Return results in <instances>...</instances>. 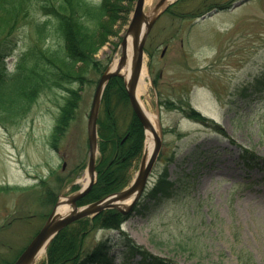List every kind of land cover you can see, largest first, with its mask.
Here are the masks:
<instances>
[{
	"label": "rangeland",
	"instance_id": "rangeland-1",
	"mask_svg": "<svg viewBox=\"0 0 264 264\" xmlns=\"http://www.w3.org/2000/svg\"><path fill=\"white\" fill-rule=\"evenodd\" d=\"M158 1L145 2L144 11H153ZM240 1L176 4L155 18L144 45L149 98L143 99L164 130V153L147 191L167 170L171 180L187 177L193 193L152 201L144 196L122 230L151 254L178 264H238L237 254L246 252L255 264H264V91L252 87L264 72V0L230 6ZM224 5L229 8L214 13ZM208 12L213 15L202 20ZM131 15L122 16L114 26L118 33L96 55L107 69L121 54ZM35 17L43 18L41 13ZM15 39L16 49L7 60L10 71L20 66L18 57L36 40L32 25L20 27ZM59 41L51 24L48 43ZM87 77L82 86L71 84L82 88V100L57 145L51 135L66 96L63 88L41 93L19 124H0V187L10 188L0 191L4 262L18 256L51 213L55 202L46 194L48 186L58 199L84 186L87 119L100 75L91 71ZM191 109L210 120L191 118ZM131 114L130 106L116 111L119 128ZM244 151L258 157L260 167L246 173ZM111 235L118 231H98L88 244ZM46 263L47 256L37 264ZM116 264L126 263L119 257Z\"/></svg>",
	"mask_w": 264,
	"mask_h": 264
},
{
	"label": "trees",
	"instance_id": "trees-1",
	"mask_svg": "<svg viewBox=\"0 0 264 264\" xmlns=\"http://www.w3.org/2000/svg\"><path fill=\"white\" fill-rule=\"evenodd\" d=\"M134 4L135 0H0V124H19L42 92L63 88L66 96L51 135L52 144L57 145L75 119L82 100V88L71 84L82 86L88 82L91 71L101 75L106 70L107 66L96 55L118 33L114 26L122 16L132 13ZM38 13L42 19H36ZM28 24L32 25L36 40L27 53L18 57L20 66L9 72L7 59L16 49L15 33ZM51 24L59 35L57 44L48 43ZM252 87L256 92L264 91V73ZM127 104L124 80L112 78L104 92L103 116L99 118L97 183L79 205L100 200L125 187L134 163L142 155L145 137L140 121L132 113L128 123L119 128L115 117L116 111ZM189 115L207 121L194 109ZM242 159L249 170L260 167V159L249 151H244ZM261 168L264 170V163ZM3 190L10 188L0 187ZM47 192L56 199L51 193L53 189ZM175 193L191 194V184L185 176L170 181L164 171L147 197L170 198ZM126 219L122 213L108 210L64 228L51 242L46 264H116L117 255L126 264H178L151 254L121 231ZM98 231L119 233L88 244V239ZM18 256L10 262H4L0 256V264H13ZM237 260L238 264H255L247 252L237 254Z\"/></svg>",
	"mask_w": 264,
	"mask_h": 264
},
{
	"label": "water",
	"instance_id": "water-1",
	"mask_svg": "<svg viewBox=\"0 0 264 264\" xmlns=\"http://www.w3.org/2000/svg\"><path fill=\"white\" fill-rule=\"evenodd\" d=\"M168 0H160L154 8L155 14H159L165 7ZM145 0H136L135 9L131 18V22L126 36L122 42V53L118 61V65L113 71H106L100 78L95 90L90 114L87 122V133L89 143V161H88V173L91 176V181L83 187L78 193L69 198L68 203L72 205V211L67 215H61L59 209L63 204L59 201L45 225L31 241L28 247L20 255L14 264H30L34 261L37 254L42 250L45 245H49L54 237L68 225L88 217H93L100 212L107 209H117L123 214H128L136 205L144 188L146 187L148 178L154 167V164L159 156L162 147V129L160 127L161 134L159 135L155 128L151 125V122L146 117L141 105L137 99L136 90L139 83L143 62H144V44L151 29L152 23H148L146 29L142 31L143 22L145 18L144 13ZM132 35L133 43V72L131 78L126 83L127 95L130 105L133 109L138 120L143 125L145 131L151 130L155 137V148L148 161L143 159L140 171L136 176L133 184L126 190L110 195L109 197L89 204L85 207H79L78 201L85 197L92 189L96 180V158L99 153V134H98V118L103 97L104 90L108 82L113 77H123L121 71L127 62L129 55V35ZM129 198H133L130 205H124L123 202Z\"/></svg>",
	"mask_w": 264,
	"mask_h": 264
},
{
	"label": "bare ground",
	"instance_id": "bare-ground-1",
	"mask_svg": "<svg viewBox=\"0 0 264 264\" xmlns=\"http://www.w3.org/2000/svg\"><path fill=\"white\" fill-rule=\"evenodd\" d=\"M152 0H146V3H151ZM174 0H169V2H172ZM154 16V13L152 10H150L149 12L146 11L145 12V18H144V22H143V27H142V31H144L148 25V23H150V21L152 20ZM129 55H128V59L126 64L124 65L121 74L124 76L125 81L128 82L131 78L132 72H133V63H132V59H133V47H132V35L130 34L129 37ZM118 65V57L114 60V62L112 63L111 66V71L115 70L116 67ZM148 92H149V80H148V69L146 66V63L144 62L143 67H142V71H141V75H140V80H139V84L137 87V99L141 105V108L143 109L146 117L149 119V121L151 122V125L155 128V130L159 133V128H160V119L158 114H156L155 112L151 111L148 108V105L146 103V101L143 99L145 98H149L148 96ZM146 144H145V152H144V159L145 161H148V159L150 158L151 154L154 151V146H155V138L154 135L152 133L151 130H148L147 132V136H146ZM90 181V175L89 174H85L84 177V185H86L87 183H89ZM68 197L66 196H62L61 197V201L63 202V204L61 205V208L59 209L61 215H67L72 211V206L71 204L68 203ZM132 201V198L126 200L124 203H126L127 205ZM46 249H47V245H45L42 250L37 254V256L35 257L34 261L30 264H37L38 262L42 261L45 256H46Z\"/></svg>",
	"mask_w": 264,
	"mask_h": 264
}]
</instances>
